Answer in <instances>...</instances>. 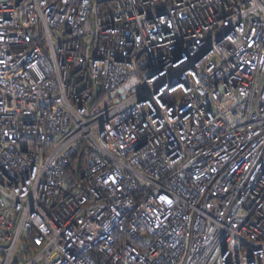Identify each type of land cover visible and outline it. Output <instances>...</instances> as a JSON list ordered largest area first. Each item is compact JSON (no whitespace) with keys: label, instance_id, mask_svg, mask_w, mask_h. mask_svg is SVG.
Returning a JSON list of instances; mask_svg holds the SVG:
<instances>
[{"label":"built area","instance_id":"built-area-1","mask_svg":"<svg viewBox=\"0 0 264 264\" xmlns=\"http://www.w3.org/2000/svg\"><path fill=\"white\" fill-rule=\"evenodd\" d=\"M0 264H264V0H0Z\"/></svg>","mask_w":264,"mask_h":264},{"label":"rangeland","instance_id":"rangeland-1","mask_svg":"<svg viewBox=\"0 0 264 264\" xmlns=\"http://www.w3.org/2000/svg\"><path fill=\"white\" fill-rule=\"evenodd\" d=\"M21 254H22V257H21V261H24L25 259H26V257H25V255H23V248H22V246L20 245L19 247H18V251H17V254H16V256H15V259H16V261H18V258L21 256Z\"/></svg>","mask_w":264,"mask_h":264},{"label":"trees","instance_id":"trees-1","mask_svg":"<svg viewBox=\"0 0 264 264\" xmlns=\"http://www.w3.org/2000/svg\"><path fill=\"white\" fill-rule=\"evenodd\" d=\"M32 236H33V233H30L29 235H28V237H27V239H28V243L30 244L31 243V238H32Z\"/></svg>","mask_w":264,"mask_h":264}]
</instances>
